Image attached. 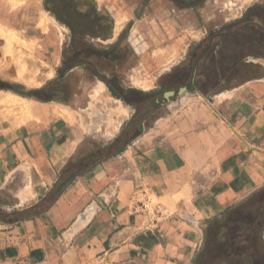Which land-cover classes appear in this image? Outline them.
Returning a JSON list of instances; mask_svg holds the SVG:
<instances>
[{
    "label": "crops",
    "instance_id": "obj_1",
    "mask_svg": "<svg viewBox=\"0 0 264 264\" xmlns=\"http://www.w3.org/2000/svg\"><path fill=\"white\" fill-rule=\"evenodd\" d=\"M118 2L69 0L63 15L37 0L5 23L14 59L0 80L25 94L0 86V264H196L207 224L264 192V1L204 0L202 23L181 28L190 38L174 17L140 30ZM247 25L261 40L235 43ZM142 93L154 101L143 115Z\"/></svg>",
    "mask_w": 264,
    "mask_h": 264
},
{
    "label": "rangeland",
    "instance_id": "obj_2",
    "mask_svg": "<svg viewBox=\"0 0 264 264\" xmlns=\"http://www.w3.org/2000/svg\"><path fill=\"white\" fill-rule=\"evenodd\" d=\"M41 1L44 3L46 8L50 10L54 9L57 12L60 11V4L69 2V0ZM222 1L224 5H230L232 0H225V2L224 0ZM237 1L239 2L238 6L241 7V3L246 4L245 2L248 3L257 0ZM36 2L37 0H0V48L2 50V52L0 50V55L2 53L0 66L2 68H5V66L14 59L12 53L14 49L11 46V40L14 35L13 31L4 27L6 26L5 23L12 19L15 10ZM203 2L204 0H120L118 3L119 6L123 8V11H125L124 13L126 15L123 13V18H129L130 16L135 17L137 15L140 16L141 19L139 18L138 21V24L141 23L140 25H142V28L138 26V29L141 28L140 30H143L144 28H148V30L150 29L149 26H145V20L149 21L150 17L154 19L157 18V22L162 25L166 24V16L168 17V22L169 18L174 17V31H178L180 33V37H183L184 35L185 37L187 36L190 38V36L195 37V34L189 35L188 32H183L184 30L182 31L181 28L183 25L188 28L197 24L196 22H199L200 24L202 23L201 20L203 18L201 13L197 11L198 9L201 11L202 8L200 6ZM190 4H192V8H194V12L187 14L183 8H186L184 6ZM65 11L66 8L62 4L61 14L64 15ZM263 12V8H255L253 17L258 18L263 15ZM212 17L213 16L210 17V21L212 20ZM127 26H133V23L128 22ZM152 28L153 31H148V33L149 37L151 36V38L155 40V38H158L159 25L154 23ZM130 30H133V27H130ZM129 34L130 31L128 30L127 40H129ZM261 36V31L247 25V27L242 29V31L240 30V32H238L232 40L235 43H245L250 41H259L261 40ZM197 45L198 43L193 45L195 49L194 55H197V51H199V47ZM178 49L180 51V47ZM160 52L161 50L151 51L154 56ZM128 56L129 55L127 54V59L129 60ZM175 59V61H181L177 58V56ZM192 63L194 64V61H192L191 64ZM187 70L188 68L186 66L179 64L175 67L172 74L162 77V82L166 84H175L181 79L182 75L186 73ZM87 79L88 77L85 79V90L89 88V84L91 83V81L89 82ZM129 84L132 83L130 82ZM1 85L11 88L9 81L7 80L2 82L0 80V86ZM140 85L142 88H148L151 83L142 81ZM21 87L18 86V88H15L21 91L23 88ZM148 97L149 96H145V93H142V115L154 105V101H151ZM128 99L132 102L133 100H139V97L137 94L133 95V93H131L128 96ZM66 100L68 101L69 99ZM89 100V96L80 100L74 99V105L78 103L80 104L82 101L85 104ZM77 101L78 103H76ZM78 106L80 107V105ZM210 222L211 223L207 224L205 237H203V242L199 248L198 256L196 258V264H264V237H262L264 233V192L257 194L256 196H252L251 198L244 200L242 203L228 209L214 223H212L213 220Z\"/></svg>",
    "mask_w": 264,
    "mask_h": 264
},
{
    "label": "trees",
    "instance_id": "obj_3",
    "mask_svg": "<svg viewBox=\"0 0 264 264\" xmlns=\"http://www.w3.org/2000/svg\"><path fill=\"white\" fill-rule=\"evenodd\" d=\"M68 3V2H67ZM14 91H16L17 93L20 94H25V92L23 91H19L18 89H16L15 87H11ZM126 94H128L127 92H125ZM128 102L129 99L126 97V99ZM132 103V102H131ZM132 131V127L130 129V133ZM129 135L127 134L126 136H124L123 139H120V137L118 139H116L114 142H112L109 146H106L104 149H102L100 152H97L96 154H94L93 156L90 157V159H93L95 156H101L103 157L106 153H113L112 150L114 149H118L120 147V143L127 138ZM96 158V157H95ZM91 160L89 159H85L83 161L77 162V163H68L67 166L65 167V169L63 170L59 180L57 181V183L54 185V188L52 189V191L46 196L45 199V204H48L52 201V199L55 197L56 192H59L63 187H65L72 179L73 177H75L80 170L84 167V166H89ZM57 189V190H56ZM250 200V199H249Z\"/></svg>",
    "mask_w": 264,
    "mask_h": 264
},
{
    "label": "bare ground",
    "instance_id": "obj_4",
    "mask_svg": "<svg viewBox=\"0 0 264 264\" xmlns=\"http://www.w3.org/2000/svg\"><path fill=\"white\" fill-rule=\"evenodd\" d=\"M17 2V1H16ZM9 95V93H8ZM13 98V96H12ZM12 98L8 97L6 98V104H7V107L10 109V110H14V111H17L21 108L22 105H19L18 103L15 102V100L13 99V101L11 100ZM19 99V98H18ZM27 108V107H26Z\"/></svg>",
    "mask_w": 264,
    "mask_h": 264
},
{
    "label": "water",
    "instance_id": "obj_5",
    "mask_svg": "<svg viewBox=\"0 0 264 264\" xmlns=\"http://www.w3.org/2000/svg\"><path fill=\"white\" fill-rule=\"evenodd\" d=\"M169 93H165V96L168 95Z\"/></svg>",
    "mask_w": 264,
    "mask_h": 264
},
{
    "label": "flooded vegetation",
    "instance_id": "obj_6",
    "mask_svg": "<svg viewBox=\"0 0 264 264\" xmlns=\"http://www.w3.org/2000/svg\"><path fill=\"white\" fill-rule=\"evenodd\" d=\"M160 98V97H159ZM163 98V97H162Z\"/></svg>",
    "mask_w": 264,
    "mask_h": 264
}]
</instances>
